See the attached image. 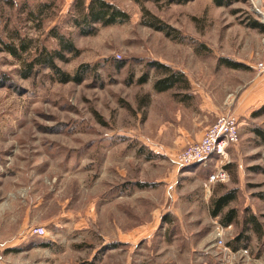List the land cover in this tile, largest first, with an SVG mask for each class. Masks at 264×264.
I'll use <instances>...</instances> for the list:
<instances>
[{"label":"rangeland","instance_id":"rangeland-1","mask_svg":"<svg viewBox=\"0 0 264 264\" xmlns=\"http://www.w3.org/2000/svg\"><path fill=\"white\" fill-rule=\"evenodd\" d=\"M108 1L129 20L83 35L71 21L74 0H0V74L10 78L0 83V264H264V144L253 132L264 130V114H237L239 96L264 81L256 70L264 31L247 26L263 23L255 8L264 0ZM153 17L183 39L147 25ZM52 28L78 49L56 59L62 70L90 65L81 82H58L39 65L19 75L43 47L58 48ZM18 37L31 42L15 57L3 42ZM155 61L182 71L188 85L155 91L163 76ZM225 112L238 119L239 139L228 149V180L209 194L203 182L215 159L179 166L175 156ZM232 189L226 209L237 219L223 226L210 202ZM250 214L260 231L246 223ZM39 225L45 235H30ZM123 229L137 236L115 243Z\"/></svg>","mask_w":264,"mask_h":264},{"label":"trees","instance_id":"trees-1","mask_svg":"<svg viewBox=\"0 0 264 264\" xmlns=\"http://www.w3.org/2000/svg\"><path fill=\"white\" fill-rule=\"evenodd\" d=\"M188 0H169V2H178L183 3ZM234 1L237 0H213V3L216 6H229ZM47 4H39L37 9H30L27 11L28 15L35 19L38 14L44 8H47ZM71 21L72 23L79 28L80 33L83 35L94 34L99 26H108L116 23H123L129 20V14L123 9L119 8L112 2L108 0H74V3L71 8ZM159 20L153 17L152 21H148L147 25L151 26L155 30L162 31L166 36L173 39L182 40V37L178 35H173L172 31L175 29L169 26L168 24L159 23ZM247 26L253 29H258L259 31H264V24L259 22L256 19H249ZM176 33V32H174ZM50 34L57 39L58 48L48 51L43 47L38 55L31 61L26 62L24 67L20 70L19 75L22 78H28L34 73L35 65L46 66L49 68L58 82L67 83V82H76L79 83L83 80L86 73L90 70L89 64H81L78 66L76 71L73 74H69L62 70L57 64L56 59L60 61H68L69 57L66 55H71L75 57L78 55V49L74 46V43L71 39L67 38L64 34L57 32L55 29H50ZM30 40L24 37H18L17 43H8L3 42L4 50L12 54L15 57H20V53L26 51L30 45ZM204 48L203 44L199 45L197 49ZM219 62L223 63L227 67L231 68H243L244 64L230 60L228 58H220ZM122 64L118 63L117 67L119 68ZM153 67L157 68L163 73V76L156 79L153 83V89L158 92L170 90L178 83H184L185 86L188 85V80L184 73L180 70H174L169 65L153 62ZM10 78L5 74H0V83H9ZM147 80V74L143 75L139 82L143 83ZM264 114V104H262L257 109L251 112L250 116H260ZM255 135L260 139L264 144V130L256 127L253 129ZM204 162L195 163L197 165H202ZM192 164V165H195ZM191 166V165H189ZM212 172L210 170L206 177ZM259 198L264 201V192L257 194ZM236 190L225 191L214 198L211 199L209 213L212 217H219V221L223 226H227L237 219V210L235 208H227L230 202L235 200ZM246 223H250L255 230L260 231L261 227L255 214H250L245 219ZM42 246H47V242L41 243ZM117 244L113 243L109 245V248L116 247Z\"/></svg>","mask_w":264,"mask_h":264},{"label":"built area","instance_id":"built-area-1","mask_svg":"<svg viewBox=\"0 0 264 264\" xmlns=\"http://www.w3.org/2000/svg\"><path fill=\"white\" fill-rule=\"evenodd\" d=\"M264 23V10L255 8ZM264 51V34L261 39ZM259 73L264 72V60L256 64ZM239 139L238 119L231 112L221 113L216 116L214 122L209 125L202 136L193 142L188 143L175 156V162L179 166H189L198 162H206L215 159L216 163L212 172L203 182L205 191L210 194V190L216 183L228 180L226 164L228 162V149L236 144ZM203 163V164H204ZM215 240L217 244L223 243L224 227L215 221ZM30 235L43 236L46 233L44 226H34L30 230Z\"/></svg>","mask_w":264,"mask_h":264},{"label":"crops","instance_id":"crops-1","mask_svg":"<svg viewBox=\"0 0 264 264\" xmlns=\"http://www.w3.org/2000/svg\"><path fill=\"white\" fill-rule=\"evenodd\" d=\"M262 104H264V81L261 82L260 84L258 83V84L252 85L251 87L246 89V91H244V93H242L239 96L237 114L239 117H241L242 114H244V117H248L254 109H257ZM204 130H203V132H204ZM203 132H202V134H203ZM202 134H201V136H202ZM136 236H137V234H134L133 236L126 237V235L124 233V229H123L122 231L117 233V240L118 241H115V243L119 244V242L122 243L125 239H131L130 237H136ZM118 247H119V245H116V248H118Z\"/></svg>","mask_w":264,"mask_h":264}]
</instances>
